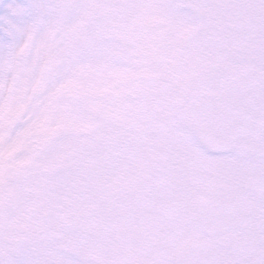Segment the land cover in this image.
<instances>
[{
    "label": "snow or ice",
    "instance_id": "obj_1",
    "mask_svg": "<svg viewBox=\"0 0 264 264\" xmlns=\"http://www.w3.org/2000/svg\"><path fill=\"white\" fill-rule=\"evenodd\" d=\"M0 264H264V0H0Z\"/></svg>",
    "mask_w": 264,
    "mask_h": 264
}]
</instances>
